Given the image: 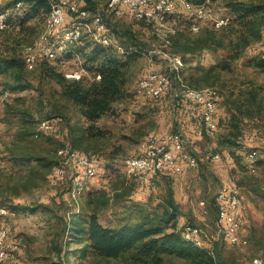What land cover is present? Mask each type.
Returning a JSON list of instances; mask_svg holds the SVG:
<instances>
[{
    "label": "rangeland",
    "instance_id": "1",
    "mask_svg": "<svg viewBox=\"0 0 264 264\" xmlns=\"http://www.w3.org/2000/svg\"><path fill=\"white\" fill-rule=\"evenodd\" d=\"M19 1L21 2L16 4V0H0V9L7 13L9 23L6 30L0 31V55L19 57L24 62V66L15 69L18 73L7 69L0 62V208H11L7 213L10 215H0V224L6 231L8 229L10 239L18 247L17 253L11 256L10 263L6 259L4 264H128L124 258L103 259L92 255L90 251L82 255L80 250L85 243L73 237L70 224L64 229L63 222L70 223L73 215H79L80 220H86L102 196L106 201L101 203L97 210L99 220L105 225L115 226L118 219L127 216V205L162 213L169 194L173 196L178 208L174 219L177 228L183 229L186 224L198 226L203 244L220 242L222 256L228 259L230 264H264V130L248 123L241 136V145L232 151L227 149L226 144L219 143V139L227 135L229 92L232 93L233 90L235 94L238 84L242 81L253 80L257 84H264V71L248 64L250 58L264 52V26L262 39L248 48L243 58L233 64L232 72L223 73L224 86L208 87L218 93L220 99L216 112L218 129L214 139H211L196 135L199 120L194 124L185 115L189 113L188 109L197 111L190 109L189 103L177 98L173 101L169 94H164L158 99L140 94L137 92V85L139 80L150 72L169 70L162 57L157 53H149L151 49L160 48L162 43L156 30L163 33L174 31L175 14L193 16L195 13L198 17L193 21L194 31H197L196 26L199 24L214 23L216 27L225 24L233 19V14L225 7V0L209 1L204 8L194 5L191 9L183 4L187 0H177L175 11L169 16L163 14L153 21L152 25L145 20L117 17L109 12L107 22L112 43L103 46L111 47L112 51L120 54V44L134 45L130 35L134 33L138 38V45L145 50L134 56L125 67L126 83L122 97L114 102L108 113L94 122V126L101 130V145L108 151L114 146H119L120 154L106 167L102 152L85 153L95 164L93 177L86 174L85 170L83 175L76 163H69L57 165L58 170L63 169V177L57 176L55 166L47 173V169H43V175L31 182L28 181L29 164L35 161L24 164H19L20 159L15 160L16 163L13 161L21 156L17 137L19 127L24 123L33 127V153L43 154L44 148H52V144H68V123L86 125L77 106L62 96L61 86L48 77L45 68L63 72L68 79L81 77L85 83L93 81L96 76L94 71L86 66L85 53L88 50L77 51L79 46L83 47L80 42L72 50H64L55 57L38 53L37 63L33 68L25 65L27 48L33 46L38 51V46L46 42L43 41V36L47 30L46 23L51 8L49 4L31 10L25 0ZM107 3L108 0H79V6L86 7L90 15L95 13L97 8L110 9ZM89 19H92V16L85 20L88 26L84 27L83 33L93 40H98L99 35H91L95 29L93 22L92 26H89ZM65 26L57 32H61ZM55 38L56 35H51L49 41L54 42ZM84 38L83 43L88 37ZM166 52L170 53L167 48ZM166 52L160 51V55L170 59L174 81L179 85L190 86L183 79L184 64L181 59L175 57L181 61L182 64L179 65L172 59L174 55ZM221 54V51L205 52L199 59L202 64H212ZM197 61L198 59H195L193 64ZM17 75L18 78L15 77ZM19 85L21 87L15 89L14 86ZM242 86L247 88V85ZM42 120H48L52 127L36 137L35 132ZM174 129L181 131L185 149L194 156L202 154V159L196 156L198 163L194 167L184 162V170L178 174L171 171L156 173L153 185L141 181L138 173L130 169L129 158L141 153L142 142L149 133ZM250 147H256L259 151L252 160L246 156ZM214 152H219L223 157L229 155L231 162L227 163L223 158H206L207 153ZM57 153L58 156L62 154L65 157L68 155V148H60ZM228 176L230 183H227ZM232 183L240 192L239 234L247 240V243L242 245L216 239L217 213L211 215L203 212L206 202L216 201L220 187ZM128 188H131L129 195L117 200L115 195ZM90 198L94 199L93 203L89 202ZM130 212L132 216L135 215L132 209ZM79 226L83 227L84 223ZM196 243L199 244V241ZM166 264H180V261L168 259Z\"/></svg>",
    "mask_w": 264,
    "mask_h": 264
},
{
    "label": "trees",
    "instance_id": "2",
    "mask_svg": "<svg viewBox=\"0 0 264 264\" xmlns=\"http://www.w3.org/2000/svg\"><path fill=\"white\" fill-rule=\"evenodd\" d=\"M16 1V4L21 2ZM25 1L31 10L49 4L51 8L50 0ZM187 1L193 6H203L204 8L209 1L214 0ZM225 7L233 14V19L218 27L214 23L199 24L196 26L197 31H194L193 21L198 17L194 13L193 16L175 14L174 31L168 30L163 33L156 30L162 41L161 49H158L166 52L167 48L171 54L166 53L181 59L184 64L183 79L191 87L224 86L223 73L232 72L233 64L243 58L248 48L262 39L264 1L225 0ZM141 20L150 22L151 25L154 23L146 19ZM83 35L89 39L87 38V41L83 43L85 38L81 37L80 43L83 47L79 46L77 51L79 49L82 52L88 50L85 53L86 66L95 73L96 78L93 81L85 83L81 77L68 79L63 72L46 70V68L45 72L50 79L61 86L62 96L77 106L80 117L86 122V125L68 123L66 128L68 144L65 142L60 145L52 144V148L41 149L45 151L43 154H34L33 127L26 123L22 124L17 131L21 156L20 158L15 157L16 159L13 161L20 159L19 164L35 161V163L29 164L28 181H35L38 176L43 175V169H47V173L55 166L60 165V159L65 158L62 154L58 156L57 151L60 148L83 153L102 152L106 167H109L110 163L120 154L119 146H114L108 151L101 145V130L94 126V122L108 113L113 108L114 102L122 97L126 83L125 67L135 58L134 56L145 50L138 45V38L134 33L130 34L134 45L120 44L119 46L123 50L120 54L112 51L111 47L105 48V44L99 40L91 39L85 32ZM78 43L67 45L65 51L72 50ZM218 51H221L222 54L215 59L214 63L205 65L200 62L199 57L203 53ZM195 59L198 61L193 64ZM0 62L11 70L24 66L23 59L19 57L0 55ZM248 64L264 71V52L250 58ZM243 84L247 85V88H243ZM14 87L16 89L21 86ZM231 92L227 95V135L219 139V143L226 144L229 151L241 145V136L248 123H253L254 126L264 130V84H257L253 80L242 81L238 84L237 92L235 94L233 90ZM189 106L191 109L194 105L189 103ZM194 109L197 108L194 106ZM41 132L37 129L35 136L38 137ZM25 141L27 143H24ZM254 148L256 147H250L248 151ZM130 191L131 188H128L115 196L119 200L121 197L129 195ZM105 201L106 199L101 196L99 203L94 205L86 220H80L79 215H73L70 223L63 222L64 229L70 224L73 237L85 243L80 250L82 255L86 251H90L92 255L103 259L124 258L128 264H166L168 259H176L180 261V264H230L228 259L222 256L220 242H214L210 246L207 244L200 246L196 243V239L189 235L186 237L183 234V229L177 228L174 219L178 208L171 194L167 197V204L163 205L162 213L149 212L140 206L132 208L127 205V216L118 219L115 226L105 225L99 220L97 210L100 204ZM89 202L93 203L94 199L90 198ZM3 207L11 209L7 206L1 208ZM206 208L211 215L218 212L215 200L206 202ZM131 209L135 211L134 216L131 215ZM81 223H84L83 227L79 226Z\"/></svg>",
    "mask_w": 264,
    "mask_h": 264
},
{
    "label": "built area",
    "instance_id": "3",
    "mask_svg": "<svg viewBox=\"0 0 264 264\" xmlns=\"http://www.w3.org/2000/svg\"><path fill=\"white\" fill-rule=\"evenodd\" d=\"M120 1H127V15H130L132 18H138V14H143L144 7L148 5H156V12L159 8H167V16L171 15L177 7V0H144V3H132V0H114L112 2V9L97 8L96 19H89V26H92V21H99V39L109 37V34L102 30V21H108L109 12H119ZM53 2L60 5V14L58 18H65V24L73 25L75 29H79L81 18H89L87 8L75 6V0H53ZM0 25H9L6 12L5 15H0ZM84 36L86 35H82V38ZM82 38L64 36L62 38V46L66 45L67 41L80 42ZM58 49L59 46H53V41L42 42V45L38 46V51L31 53L30 57L41 53V51ZM151 50L166 61L169 70L150 72L156 73L155 85L161 86V93L149 97L158 99L164 94H169L173 101L177 98L185 103L193 104L197 108L199 120L196 135L200 137L207 136L208 138L214 139L218 129V121L215 114H209V105L218 104L220 100L218 99V93L205 95V98L202 100H194L190 94L184 93L181 86L174 84L173 71L172 68H170V59L160 55V49L154 48ZM158 72H165V79H158ZM148 74L139 80L137 90L141 84L148 83ZM51 127L52 124L49 123V129ZM258 153V149L254 148L248 151L246 156L252 160L255 159ZM206 158H223L227 163L231 162L229 155L223 157L219 152L210 153ZM131 162H141V169L137 172L138 178L149 185H153L154 175L156 173L162 171H171L176 174L181 173L184 170V162H186L188 166L194 167L198 163V158L185 149L181 131L179 129H174L148 134L147 140L142 142L141 153L129 158L128 163ZM69 163H76L79 165V169L82 171L83 175L85 166H93L91 177L95 175V164L93 160L84 153H78L68 149V157L63 158L60 165H68ZM56 172L59 178L63 177L64 174L58 173V167ZM240 202L239 188L233 183L222 185L217 191L216 203L218 205V212L216 220L217 230L215 232L216 239L226 241L233 245L247 243V240L242 238L239 234L241 228V222L238 217ZM203 212L207 213V208H205ZM0 214L1 216L10 215L5 214L3 210H0ZM183 234L192 235L199 241L200 245H203L201 231L198 226L186 224L183 228ZM17 251V244H13V240L10 239L7 229L6 235L0 237V258H5L10 263L11 256L15 255Z\"/></svg>",
    "mask_w": 264,
    "mask_h": 264
},
{
    "label": "bare ground",
    "instance_id": "4",
    "mask_svg": "<svg viewBox=\"0 0 264 264\" xmlns=\"http://www.w3.org/2000/svg\"><path fill=\"white\" fill-rule=\"evenodd\" d=\"M95 1L100 2L102 0H95ZM113 1L114 0H108L107 4L109 5L110 9H112V2ZM50 3H51V9H50L51 11H50V16H49L48 22L46 23L47 30L43 36V39H44L43 41L50 42L49 37L51 35H56L57 38H55L56 40L53 42V46H59V49L58 50L41 51V52L46 57H55L58 53L63 52L66 49L67 45H69V44L71 45V44L76 43L74 41H67L66 45L62 46V38L64 36L75 37V38H81L82 37L84 27L88 26L86 23L87 21H85L88 18H81V24L79 25V29L73 28V25L65 26V18H58L59 14H60V5H57V3H54L52 0H50ZM132 3H144V0H132ZM183 4L188 9H191L193 7V4H191L188 1H184ZM75 6H79V0H75ZM127 12H128L127 1H120L119 12H112V14L117 16V17H126V18H130V19H138V20L139 19H146L149 21H155L158 18H160L163 14H167V8H159V10L156 12V5L145 6L143 9V14H138V18L130 17V15H127ZM87 14L89 16H92V19H96L97 10L95 13L90 15L89 10L87 9ZM0 15H5V12L2 11L1 9H0ZM92 22H93L95 32H91V35L94 37L95 36L97 37V35L100 36L99 21H92ZM8 26L9 25H0V31L6 30L8 28ZM62 26H65L62 29V31L57 32L58 29L61 28ZM102 30L106 31V33L109 34L110 29L108 27L107 21H102ZM98 40L100 42H102L103 44H106V45L112 43L111 34H109L108 38H100V39L98 38ZM119 49H122V48L119 46ZM36 51H37V49L34 48L33 46H29L27 48V54L25 56V62L29 68H33L37 63L38 54H35L34 56L30 57V54L33 52H36ZM149 53L152 55H155L154 53H156V52H154L153 50H150ZM172 59L176 60L179 65L182 64L181 61L178 60L177 58L173 57ZM174 65H175V63H174ZM158 79H165V72H158ZM155 81H156V73H149L148 74V83L141 84L139 89L137 90V92L140 94H143V95H147V96H154L155 94H160L161 93V86L155 85ZM174 84L179 85L175 81H174ZM179 86H181V88H183L184 93L190 94V96H192V98L194 100H202L203 98H205V95L214 94L213 90L208 89V88L197 89V88H193V87L183 85V84H180ZM216 112H217V104H210L209 105V114H215L216 115ZM49 123L50 122L48 120H42L39 124L38 130L44 131L46 129H49ZM151 133H149V134H151ZM147 138H148V135H147L145 140H147ZM74 152H78V151H74ZM78 153H82V152H78ZM66 157H68V155L65 156V158ZM129 167L132 171L137 173L141 169V162H131V163H129ZM84 170H85L86 174L92 175L93 166H85ZM62 171H63V169H59L58 173L61 174ZM62 174H64V173H62ZM0 210H3L5 212V214L9 213L8 208L3 207V208H0ZM6 233H7V231L0 224V237L6 235ZM5 261H6L5 258H0V264H4Z\"/></svg>",
    "mask_w": 264,
    "mask_h": 264
},
{
    "label": "crops",
    "instance_id": "5",
    "mask_svg": "<svg viewBox=\"0 0 264 264\" xmlns=\"http://www.w3.org/2000/svg\"><path fill=\"white\" fill-rule=\"evenodd\" d=\"M190 107V106H189ZM191 109H194V106H193V108H191ZM188 112L189 113H185V115L188 117V119L190 120V121H193L194 122V124H197V119H198V116H197V111H194V110H189L188 109ZM210 154V153H209ZM208 153H207V155H209ZM197 156V155H196ZM198 158H200V159H202V157H203V155L201 154V155H198L197 156ZM227 180H228V182L227 183H230V177L228 176L227 177ZM207 245H209V244H207ZM210 246V245H209Z\"/></svg>",
    "mask_w": 264,
    "mask_h": 264
}]
</instances>
